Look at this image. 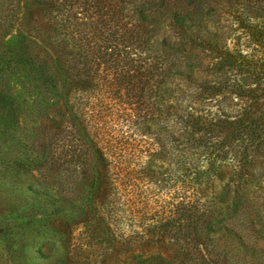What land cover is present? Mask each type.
<instances>
[{
    "label": "trees",
    "instance_id": "obj_1",
    "mask_svg": "<svg viewBox=\"0 0 264 264\" xmlns=\"http://www.w3.org/2000/svg\"><path fill=\"white\" fill-rule=\"evenodd\" d=\"M12 18L84 144L80 213L127 220L114 264H264V0H0Z\"/></svg>",
    "mask_w": 264,
    "mask_h": 264
},
{
    "label": "rangeland",
    "instance_id": "obj_2",
    "mask_svg": "<svg viewBox=\"0 0 264 264\" xmlns=\"http://www.w3.org/2000/svg\"><path fill=\"white\" fill-rule=\"evenodd\" d=\"M17 28L15 18L0 23V264H114L126 249L116 227L127 233V220L80 213V170L66 162V144H84L50 121L49 86L16 53L36 38L21 41Z\"/></svg>",
    "mask_w": 264,
    "mask_h": 264
}]
</instances>
